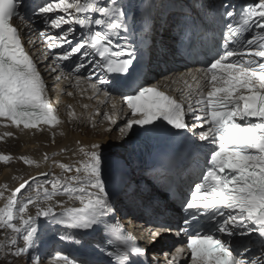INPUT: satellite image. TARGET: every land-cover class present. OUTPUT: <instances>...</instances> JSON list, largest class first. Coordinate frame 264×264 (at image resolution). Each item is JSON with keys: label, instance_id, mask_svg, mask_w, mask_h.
<instances>
[{"label": "snow or ice", "instance_id": "obj_1", "mask_svg": "<svg viewBox=\"0 0 264 264\" xmlns=\"http://www.w3.org/2000/svg\"><path fill=\"white\" fill-rule=\"evenodd\" d=\"M22 3L23 0H0V118L25 129L40 124L56 126L61 121L46 96L45 83L13 24L14 19H30L21 11ZM50 13L63 15L53 17ZM34 14L45 17L51 28L70 26L63 36L47 37L49 49L64 43L71 45L68 33L73 31L72 26L87 29L82 42L70 46L57 57L58 61L70 60L76 54L78 59L88 57L94 51L101 58L95 63L100 72L130 74L134 49L127 45L112 47V37L128 30L126 12L118 0H45L36 5ZM226 15L235 23L227 26L223 50L202 70L199 79L192 77L195 87L185 81L189 90L181 91V98L155 86L133 89L123 98L134 118L121 131L131 130L134 125H155L157 121L177 130L192 131L197 124H188L189 114L200 122L201 129L207 125L206 130L200 131L199 139L210 141L213 147L199 182L183 204L186 215L179 227V233L187 236L190 264H264V0ZM249 33L255 34L241 40ZM230 41L239 47H230ZM80 67L83 64L77 65V69ZM121 79L126 80L127 75L114 81L101 78L100 82L119 87ZM91 148L80 149L85 159L78 165L60 164L64 174H52L50 189L43 187L42 197L38 191L35 200L20 201L18 194L30 187L28 181L11 191L0 207V228L10 229L22 237L24 244L16 247V239H11L15 248L12 255L21 256L33 246L41 217L86 232L96 230L114 211L102 176V154L96 150L98 145ZM22 159L29 165L35 163L26 157ZM9 160L8 155H0V161ZM61 194L81 206L66 208L57 216L51 201ZM4 197V191H0V198ZM64 203L55 201L61 207ZM30 205L36 207L34 216L29 214ZM110 231L126 246L124 252L107 253L115 257L116 264H129V252L146 255L147 250L137 246L135 238L119 225L112 226ZM253 234L258 235L256 241L251 239ZM151 235L157 236L159 232ZM184 252V247L178 248L172 262ZM57 261L74 264L63 255H58Z\"/></svg>", "mask_w": 264, "mask_h": 264}, {"label": "bare ground", "instance_id": "obj_2", "mask_svg": "<svg viewBox=\"0 0 264 264\" xmlns=\"http://www.w3.org/2000/svg\"><path fill=\"white\" fill-rule=\"evenodd\" d=\"M24 27H28L27 31L32 30L29 24H24ZM30 40L32 43H37L38 45L41 43L36 35H30ZM40 53L42 54L43 62L46 61L48 56L44 54L42 50H40ZM165 55L171 56L173 54L167 49ZM41 69L48 86L49 83H53L50 82V80L54 74L60 71L57 67H51L48 65L42 66ZM171 72H173V70L169 71L168 74ZM202 75L203 71L200 68L186 67L167 75L166 78L161 79L154 85L162 86L165 89H168L170 93L181 98V91L186 92L189 90L188 84L195 87L196 81L193 80L192 77L195 76L199 79ZM63 76L66 77L65 80H63L62 84L59 83L56 88H58L59 92H66L67 95L61 97L62 103L59 111L56 106V100L54 101L52 97V92H50L48 86L46 88V96L52 102L61 121L60 124L56 126L40 125L37 128L25 129L22 126L16 127L6 119L0 118V155H7V152L10 151L11 148L18 149L14 154L10 152L12 157H15L13 158V161L10 159L13 162V166H6L3 168L4 171L0 176V191H4L5 193V197L0 198V207L6 203V198L11 194V191H13L18 183L36 173L49 170L50 175L48 182H33L30 187L23 192L20 201H26L29 198L35 200L38 191L42 197L43 187H49L50 189L49 182L54 179L52 174L54 173L56 177L64 174L63 170L59 167L60 164L76 166L85 159L83 153L80 151L81 148H84L85 151H90L92 150V145H98L99 148L96 150L102 154L103 159L107 157L109 159H112V157L122 159L125 157L127 151L126 147L129 145L132 130H126L124 132L120 130V132H116L115 136L120 134V138H118L120 141H117L116 143H122L124 145L122 148H119V146L114 143L115 139H110V136L106 135L115 120H117L115 123L121 125V129H125L127 121L133 119V117L128 114V111L123 102L119 99V96L115 94L108 96L107 93L100 92L97 87L94 89L91 82L86 81L83 78L77 80L78 76L73 78L66 73H63ZM185 81H187L188 84H185ZM185 103L187 104V101H185ZM105 114L112 119L109 120L106 118ZM77 123H79L80 126L86 124L87 127L83 128L82 131L86 134H97L102 137L101 140H89V138H84L79 133L71 135V129L75 130L77 127L75 125ZM68 129L69 132L67 131ZM53 141H55L54 145ZM108 141L110 142L109 144ZM111 144L115 145L110 148ZM2 147H4V149ZM108 148L110 149L108 150ZM24 157L35 163L31 165L26 164L22 159ZM45 157H47V159H45ZM108 163V161L103 162V171L106 170ZM1 166L2 164L0 163V168ZM19 168L22 170L19 171ZM1 171L2 170H0V173ZM68 174L69 173L65 175ZM5 185L7 186L6 189L4 188ZM57 200L64 201V207L57 206L55 204V201ZM51 203L55 208L57 216H59V214L66 208L81 206L78 201L70 200L63 194L54 197V200L51 201ZM130 203L131 201L128 203L127 207L130 206ZM29 214L34 216L36 214V207L30 205ZM143 221L144 219H136L135 221V219L132 218L131 223H128V220L126 219V223H128L139 236V242H144L149 245L151 244V241H156L155 244L159 242V245L157 246L153 243L151 244V248L156 250L153 251V256L151 258L154 263L170 264L171 262V264H173L170 256L175 254L176 250L181 247L179 241H176V244L174 245L168 246V243L164 239L166 237L169 240L172 238L169 233H166L167 230L165 228H153L147 226ZM37 223H40V229H47L49 224L56 226L62 225L54 220L45 219L43 217H41ZM62 226L67 228L65 225ZM4 228L6 233L13 234L10 229H7L6 227ZM68 229L73 232L80 231L71 228ZM151 229L154 230L151 232ZM157 231L159 232V235H151V233ZM45 237H47V235H45ZM87 239L88 242H93L95 245H101L102 243V239L99 236H96V232H93L90 238ZM162 242H164L163 247L161 246Z\"/></svg>", "mask_w": 264, "mask_h": 264}, {"label": "rangeland", "instance_id": "obj_3", "mask_svg": "<svg viewBox=\"0 0 264 264\" xmlns=\"http://www.w3.org/2000/svg\"><path fill=\"white\" fill-rule=\"evenodd\" d=\"M65 78L66 77L63 76V72H59L58 71V72H56L54 74V76L50 80V82H53V83H50L51 87L48 86L50 92H52V97H53L54 101L56 100V106L58 108V111L61 109V103H62L61 97L63 95L65 96L67 94H66V92H59L58 88H56V87H57V85L59 83L62 84L63 80H65ZM57 97H58V99H57ZM118 109H119V107H118ZM115 122H117V120H115L114 123L111 125V127H110V129H109V131H108V133L106 135L110 136L109 137L110 139H115L114 143L117 144L119 146V148H122L124 146L122 143H116L117 141L118 142L120 141L118 139V138H120L119 137L120 134L115 136L116 132H120L121 125H119V123L117 124ZM75 126H77L75 130L71 129V135H76L77 133H79L84 138H89V140L90 139L101 140V138H102L101 136H99L97 134L92 135V134H86L85 132H83L82 129L87 127L86 124H83V125L80 126V124L77 123ZM79 126H80V128H79ZM119 127H120V129H119ZM67 131L69 132V129ZM116 139H118V140H116ZM105 141H107V140H105ZM54 142L55 141H53V145H54ZM109 143L110 142L108 141V144ZM115 144H111L110 148L113 147ZM2 148L4 149V147H2ZM110 148H108V150ZM16 150H18V149L17 148H15V149L11 148V150L7 152V155L10 157V159L12 161H13V158H15V157H12V154L10 152H12L14 154V152ZM104 154H105V152H104ZM11 160H9L8 162H5V163H4V161H2V162L0 161V163L2 164V166L0 168V170H2L1 173H0V176L3 173V171H4L3 168H5L6 166L7 167L13 166V162ZM21 168H19V171H21L23 169V168L22 169ZM68 175H71V173H69ZM57 206H59V205H57ZM127 220H128V223H131L132 218H129ZM40 230L44 231V230H46V228H41ZM51 234H52V232L50 231L47 234V237L44 236V238L47 239ZM11 239H16V241H17L16 247H23L24 246L22 237H20L17 234H14V233L13 234H8V233L5 232V228H0V264H34L31 261V260H33V255H30V257L25 256L23 254L21 256L12 255V252L15 251V248H13L11 246V243H10ZM33 248L42 249V247L40 245H38L37 243L33 244ZM149 257H150V260H151L152 253L149 255ZM38 264H50V263L41 262V263H38Z\"/></svg>", "mask_w": 264, "mask_h": 264}]
</instances>
